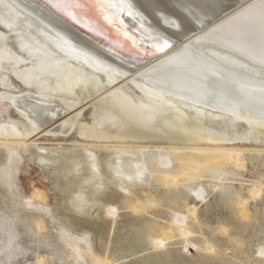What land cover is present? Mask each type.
Here are the masks:
<instances>
[{"label":"rangeland","instance_id":"rangeland-1","mask_svg":"<svg viewBox=\"0 0 264 264\" xmlns=\"http://www.w3.org/2000/svg\"><path fill=\"white\" fill-rule=\"evenodd\" d=\"M19 42L12 38L11 48L18 50ZM104 75L97 73L98 83L111 91ZM10 77L12 92L35 95ZM125 86L134 99L144 98L134 85ZM63 98L82 108L43 130L82 109L80 125L66 134L35 135L15 107L0 115V125L10 118L27 132L25 148L11 163V179L1 176L8 152L0 148V264H264V134L250 137L239 123L215 131L229 139L217 146L161 138L91 140L82 134L99 122L103 103L97 91L79 86ZM127 125L140 128L133 120ZM207 149L242 150L243 164L209 162ZM191 157L204 164L182 176ZM166 169L180 175L176 185L164 186ZM240 201L247 203V219L239 214ZM191 206L194 215L188 214ZM180 228L189 234L183 236ZM162 231L170 237L159 244Z\"/></svg>","mask_w":264,"mask_h":264},{"label":"water","instance_id":"water-1","mask_svg":"<svg viewBox=\"0 0 264 264\" xmlns=\"http://www.w3.org/2000/svg\"><path fill=\"white\" fill-rule=\"evenodd\" d=\"M203 110L264 120V0H3Z\"/></svg>","mask_w":264,"mask_h":264},{"label":"bare ground","instance_id":"bare-ground-1","mask_svg":"<svg viewBox=\"0 0 264 264\" xmlns=\"http://www.w3.org/2000/svg\"><path fill=\"white\" fill-rule=\"evenodd\" d=\"M0 24L5 30L0 28V81L4 88V92L0 93V115L4 116L3 113L7 114L11 107H15L17 113L30 123L35 135L44 132L45 134H66V129L73 130L80 125L78 119L82 109L75 116L66 117L67 119L65 118L66 120L64 119L65 121L54 129L43 130L52 121L56 122L57 118L82 108L80 102L63 98V95L76 94L79 86L97 91L103 103L99 122L92 128H86L85 133L82 134L87 139L117 140L114 142L124 144L128 139L132 141L161 138L169 142L189 140L194 144L209 143L217 146L216 143L226 142L229 139H219L215 131L226 128L235 129L239 123L248 127L250 137L264 134V120L200 109L14 12L3 0H0ZM12 38L20 41V46L17 47L20 52L11 48ZM97 73H104L107 76L111 91L109 86L105 89V85L98 83ZM10 74H14L27 90L35 91V95L12 92L11 87L7 85L8 79L11 78ZM125 83L137 87L144 94V98L134 99ZM132 120L139 124L140 128L128 127L127 123H131ZM20 123L9 118L0 125V148L8 152L7 164L1 176L7 179L12 177L11 163L14 157L17 155L18 158L20 148L26 146L23 141L27 132L22 130L24 127H21L22 129L19 127ZM60 126L63 127L60 128ZM155 127L160 128L159 133L156 132ZM152 132L155 133L152 134ZM207 150L211 152L208 157L209 162L224 159L230 165L243 164L244 151L242 150ZM163 163L166 164L164 161ZM203 164L204 161L200 162L191 157L185 167L181 166L183 169L181 168L180 174L186 176L198 172ZM172 172L169 169L163 171L164 186L177 184L180 175ZM197 192V197L200 198L203 190ZM257 194L258 192H253V197ZM246 204V201L239 203V214L244 219L249 217ZM114 208L107 210L108 215L113 214ZM133 209L140 211L144 208L135 206ZM195 212V206L188 208V214L194 215ZM180 229L183 236L189 234V231L187 232L184 228ZM169 237V233L162 231L159 244ZM96 264L109 263H100L96 260Z\"/></svg>","mask_w":264,"mask_h":264}]
</instances>
